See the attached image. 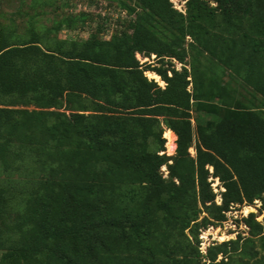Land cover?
<instances>
[{"label": "trees", "instance_id": "1", "mask_svg": "<svg viewBox=\"0 0 264 264\" xmlns=\"http://www.w3.org/2000/svg\"><path fill=\"white\" fill-rule=\"evenodd\" d=\"M130 1L120 0L128 27L109 40L100 26L45 44L33 21L17 40L0 23V174L27 175L16 160L28 157L36 168L23 183L41 188L24 208L16 181L2 180L0 264H228L218 252L202 263L186 229L264 197V116L233 104L222 79L228 71L264 99V0H187L186 13L171 0ZM205 53L221 74L187 63ZM211 177L224 187L219 204Z\"/></svg>", "mask_w": 264, "mask_h": 264}, {"label": "rangeland", "instance_id": "2", "mask_svg": "<svg viewBox=\"0 0 264 264\" xmlns=\"http://www.w3.org/2000/svg\"><path fill=\"white\" fill-rule=\"evenodd\" d=\"M126 1L128 4L133 5L130 0ZM171 1L178 10L186 13L187 0ZM206 1L209 6L216 7L218 5L216 0ZM120 3V0H0V23L7 24L9 29L15 30V39L17 40L28 38L27 30L32 21L45 44H52L58 38L84 41L92 33L98 32L100 26H102L101 37L109 40L113 33L123 31L129 24L128 10L123 8ZM81 14L86 16L82 17ZM70 20H74V22L68 27L67 22ZM61 21H63V27L60 30L54 29ZM161 28L163 27H160V30H162ZM162 32H165L164 28ZM165 34L170 37L172 32L168 30ZM187 40L189 42L191 40L190 37ZM138 57L142 61L149 60L142 54L138 55ZM150 60L154 65L159 66L161 64L155 58V55ZM173 62L177 69H181L182 64L180 62L177 60H173ZM192 62L198 64L201 69L212 77L221 74V68L217 67L219 62L208 53H205L199 61L194 60L191 55L188 56L187 63L191 64ZM146 75L150 79L155 78L161 86L165 84L155 72L147 71ZM222 77L223 83L229 84L228 91L233 104L241 102L245 107L254 109L264 116V99L259 94L254 92L239 78L231 76L228 71L222 73ZM189 89H191L190 86ZM63 102L65 101L63 100ZM216 102L219 103L220 101L216 100ZM86 103L88 104L89 100ZM80 105L82 104L76 103L75 106ZM33 107L34 105L29 106V108ZM193 114L197 115L196 110ZM203 115L206 119H210L213 116L208 113H203ZM194 124L196 123L194 122ZM172 135V130L164 127L163 137L166 139L165 146L168 155H174L176 152V149L174 152H170V148L173 146ZM191 153L195 154L194 149L191 150ZM27 158L23 161L16 160L17 163L22 162L24 164L21 170L28 172L27 175L22 176V174L14 170L11 173L0 174V185H2V180L5 182L16 181V187L18 188L13 186L16 190L15 197L17 202L23 205L24 208L27 207L28 203L34 204L36 202L35 199L41 192V188L38 185H26L23 183L25 178L28 180L31 178L29 176L31 174L29 168H36L35 165H31L30 161H27ZM171 162L169 161V163ZM2 170L3 168L1 167L0 171ZM160 170L164 177H168L169 171L166 164ZM41 178V175L36 177L38 182ZM210 180H212L214 192L217 193L216 202L219 204L222 201L221 192L224 187H222L219 179L211 177ZM56 188L57 190L53 191H56L55 193L60 192L58 191L60 188L58 186ZM206 214L204 211L201 212L199 220ZM17 215L18 213L14 214L13 220ZM248 218H254L256 223L250 226L247 221ZM258 224L262 226V229L258 227L260 226ZM186 234L198 246L202 263L209 261V255L218 252L217 261L224 258L228 264H264L261 259L264 256V197L256 198L252 204H234L227 211L226 220L203 223L194 232L187 228ZM226 242V245H222V243ZM3 253L4 250H0V260Z\"/></svg>", "mask_w": 264, "mask_h": 264}, {"label": "built area", "instance_id": "3", "mask_svg": "<svg viewBox=\"0 0 264 264\" xmlns=\"http://www.w3.org/2000/svg\"><path fill=\"white\" fill-rule=\"evenodd\" d=\"M164 83V82H163ZM166 84V83H165ZM165 84H162V87H164L165 86Z\"/></svg>", "mask_w": 264, "mask_h": 264}, {"label": "bare ground", "instance_id": "4", "mask_svg": "<svg viewBox=\"0 0 264 264\" xmlns=\"http://www.w3.org/2000/svg\"><path fill=\"white\" fill-rule=\"evenodd\" d=\"M221 238H223V237H221Z\"/></svg>", "mask_w": 264, "mask_h": 264}]
</instances>
